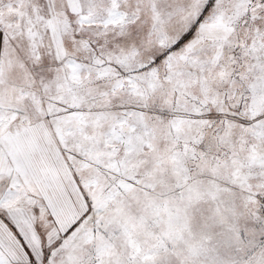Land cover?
Wrapping results in <instances>:
<instances>
[{
  "label": "snow or ice",
  "instance_id": "1",
  "mask_svg": "<svg viewBox=\"0 0 264 264\" xmlns=\"http://www.w3.org/2000/svg\"><path fill=\"white\" fill-rule=\"evenodd\" d=\"M0 264H264V0H0Z\"/></svg>",
  "mask_w": 264,
  "mask_h": 264
}]
</instances>
